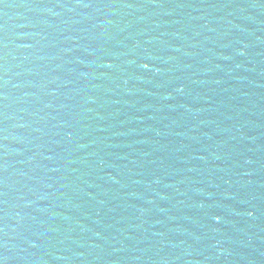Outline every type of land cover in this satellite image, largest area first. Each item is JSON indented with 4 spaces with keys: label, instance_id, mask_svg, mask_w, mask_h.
Wrapping results in <instances>:
<instances>
[{
    "label": "water",
    "instance_id": "1",
    "mask_svg": "<svg viewBox=\"0 0 264 264\" xmlns=\"http://www.w3.org/2000/svg\"><path fill=\"white\" fill-rule=\"evenodd\" d=\"M0 264H264V0H0Z\"/></svg>",
    "mask_w": 264,
    "mask_h": 264
}]
</instances>
